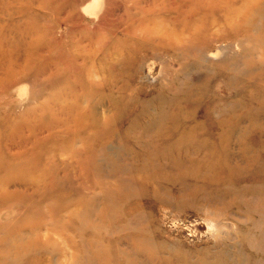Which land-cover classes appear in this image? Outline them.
Wrapping results in <instances>:
<instances>
[{"label": "rangeland", "instance_id": "374dc122", "mask_svg": "<svg viewBox=\"0 0 264 264\" xmlns=\"http://www.w3.org/2000/svg\"><path fill=\"white\" fill-rule=\"evenodd\" d=\"M261 2L0 0V264H264Z\"/></svg>", "mask_w": 264, "mask_h": 264}, {"label": "bare ground", "instance_id": "6f19581e", "mask_svg": "<svg viewBox=\"0 0 264 264\" xmlns=\"http://www.w3.org/2000/svg\"><path fill=\"white\" fill-rule=\"evenodd\" d=\"M207 1L208 0H204V3L206 4L207 3ZM256 3H259V5L260 4H262L263 2H261L262 0H254ZM126 2V1H125ZM253 4V3H252ZM232 5V4H231ZM232 7V6H231ZM230 7V8H231ZM241 7V6H240ZM248 10H249V12L244 16V18L246 17V19H248L249 17H252L255 13H258V8L257 7H254L253 5L252 6H248ZM237 13H238V16H242V11H241V9L239 8L238 10H237ZM125 14V13H124ZM247 22V21H246ZM224 23H226V22H224ZM227 25H228V27H229V29H230V35H232V36H234V30L232 29L233 28V26H231L230 24H229V22L227 21ZM243 28H246L245 26H243ZM227 34H228V32H227ZM249 36V34L247 33V32H245L244 33V35H243V37H245V38H247ZM211 103L213 104V101H211ZM209 108V109H208ZM211 108H210V106L209 107H207V110H210ZM212 110V109H211ZM210 111H208V113H209ZM206 114V113H205ZM176 114H174L173 115V117L175 116ZM209 121H212L211 119H209ZM181 128L182 129H184V127H187L189 130H192V132H193V130H195V126H199V125H197L196 124V120H194V119H188V120H186V121H184L183 119H181ZM173 123V122H172ZM216 125H218L219 127H220V129H221V131H220V136L221 135H224L225 133H226V130H227V126H226V124L224 123V122H219L218 124L217 123H215ZM231 126V125H230ZM233 126V125H232ZM232 128V127H231ZM128 130V129H127ZM126 130V131H127ZM192 132H190V131H187V132H184L181 136H180V140L181 139H184V138H187L188 137V135L189 134H191ZM201 141V140H200ZM199 146H200V144H198ZM211 147V146H210ZM212 149H213V147H212ZM215 150V149H214ZM148 179V178H147Z\"/></svg>", "mask_w": 264, "mask_h": 264}]
</instances>
